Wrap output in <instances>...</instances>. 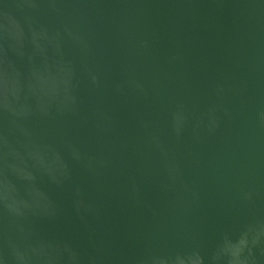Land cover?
I'll return each mask as SVG.
<instances>
[{"label": "water", "instance_id": "1", "mask_svg": "<svg viewBox=\"0 0 264 264\" xmlns=\"http://www.w3.org/2000/svg\"><path fill=\"white\" fill-rule=\"evenodd\" d=\"M0 264H264V0H0Z\"/></svg>", "mask_w": 264, "mask_h": 264}]
</instances>
